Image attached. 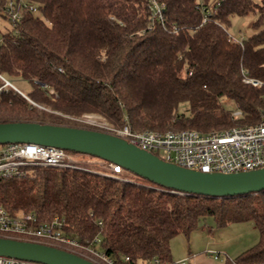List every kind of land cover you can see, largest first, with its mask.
Instances as JSON below:
<instances>
[{
    "label": "trees",
    "instance_id": "1",
    "mask_svg": "<svg viewBox=\"0 0 264 264\" xmlns=\"http://www.w3.org/2000/svg\"><path fill=\"white\" fill-rule=\"evenodd\" d=\"M160 1L165 26L151 17L148 0H15L22 17L0 32V122L74 126L34 104L99 114L115 128L127 118L134 132L208 133L260 122L264 87L244 79L264 83V0ZM251 12L253 34L233 42V19ZM9 77L31 84L27 97L4 87ZM224 100L243 117L235 120ZM0 206L42 221L64 218L66 233L82 239L99 235L115 264H187L172 259L174 237H189L209 217L220 228L252 222L258 243L227 264H264V192L212 199L170 193L124 169L113 177L37 168L0 181Z\"/></svg>",
    "mask_w": 264,
    "mask_h": 264
},
{
    "label": "built area",
    "instance_id": "2",
    "mask_svg": "<svg viewBox=\"0 0 264 264\" xmlns=\"http://www.w3.org/2000/svg\"><path fill=\"white\" fill-rule=\"evenodd\" d=\"M148 8L151 17L165 26V5L160 0H148ZM22 9V6L16 5L15 0H7L5 11L11 25H16L21 19ZM206 19L204 17V22ZM177 30L176 26L172 27V31ZM231 40L242 43V39L236 40L232 36ZM3 80L4 87L11 86L23 95L9 81ZM244 81L257 88L264 87L261 81L247 78ZM232 117L237 120L243 117V113L237 109L233 111ZM106 130L105 132L124 138L130 144L151 152L166 162L203 173L229 174L264 168V111L260 122L256 124L237 125L208 133L193 129L134 132L127 123V118L124 127H110ZM76 155L64 149L37 144L0 145V181L27 177L34 174L37 168L88 170L79 165ZM105 163L106 170L102 174L115 177L123 173L122 166ZM66 225L64 218L55 217L51 221H42L34 212L20 211L12 214L0 206V237L54 246L80 255L95 264H115L101 249L102 239L99 235L92 239H82L67 234ZM99 225L102 223L99 222ZM128 260L127 257L126 261ZM0 264L42 263L0 256Z\"/></svg>",
    "mask_w": 264,
    "mask_h": 264
},
{
    "label": "water",
    "instance_id": "3",
    "mask_svg": "<svg viewBox=\"0 0 264 264\" xmlns=\"http://www.w3.org/2000/svg\"><path fill=\"white\" fill-rule=\"evenodd\" d=\"M37 144L120 165L170 193L212 199L264 192V168L238 173H203L172 164L119 136L87 128L39 122H0V145ZM0 256L42 264H95L54 246L0 237Z\"/></svg>",
    "mask_w": 264,
    "mask_h": 264
},
{
    "label": "rangeland",
    "instance_id": "4",
    "mask_svg": "<svg viewBox=\"0 0 264 264\" xmlns=\"http://www.w3.org/2000/svg\"><path fill=\"white\" fill-rule=\"evenodd\" d=\"M255 1L261 2V0ZM256 19L257 13L255 12H251L245 17L234 18L229 28V34L236 40L248 37L254 32L253 24ZM10 26L11 24L7 19L0 17L1 33ZM8 80L12 86L22 93H25H23L24 98L27 97V94L31 90V84L29 82L19 77H9ZM34 105H36L40 112H44L47 115L56 114L66 120L72 121L73 127L103 132L107 128L113 127L99 114L92 113L76 117L56 112L51 107L38 104ZM223 105L230 111L237 110L236 104L230 100H224ZM3 116L2 119H9L5 115ZM76 158L82 167L99 170L101 172L106 170V163L101 159L82 154H77ZM259 239V231L252 222L233 223L224 228H220L217 226L214 218L209 217L189 237L186 235H178L172 239V259L177 262L185 261L187 264H227L229 260L235 259L240 253L256 245ZM137 264L141 263L137 262Z\"/></svg>",
    "mask_w": 264,
    "mask_h": 264
},
{
    "label": "crops",
    "instance_id": "5",
    "mask_svg": "<svg viewBox=\"0 0 264 264\" xmlns=\"http://www.w3.org/2000/svg\"><path fill=\"white\" fill-rule=\"evenodd\" d=\"M175 262H177V261H175ZM182 262H185V261H182Z\"/></svg>",
    "mask_w": 264,
    "mask_h": 264
}]
</instances>
